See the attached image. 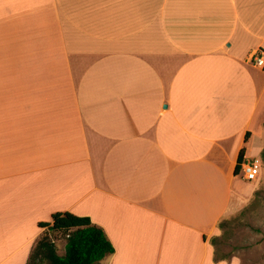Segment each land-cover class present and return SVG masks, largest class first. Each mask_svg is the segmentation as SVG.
<instances>
[{
    "label": "crops",
    "instance_id": "0c3cea01",
    "mask_svg": "<svg viewBox=\"0 0 264 264\" xmlns=\"http://www.w3.org/2000/svg\"><path fill=\"white\" fill-rule=\"evenodd\" d=\"M258 51L264 0H0V264L66 211L113 243L97 264H226Z\"/></svg>",
    "mask_w": 264,
    "mask_h": 264
},
{
    "label": "rangeland",
    "instance_id": "374dc122",
    "mask_svg": "<svg viewBox=\"0 0 264 264\" xmlns=\"http://www.w3.org/2000/svg\"><path fill=\"white\" fill-rule=\"evenodd\" d=\"M248 153L249 158H261L260 173L253 181L238 174L247 195L232 215L220 222L211 239L215 259L226 264H264V131L249 144ZM44 235L55 242L59 254L65 253L67 236L64 232L44 228L40 237ZM39 263L47 264L48 260Z\"/></svg>",
    "mask_w": 264,
    "mask_h": 264
},
{
    "label": "trees",
    "instance_id": "16d2710c",
    "mask_svg": "<svg viewBox=\"0 0 264 264\" xmlns=\"http://www.w3.org/2000/svg\"><path fill=\"white\" fill-rule=\"evenodd\" d=\"M245 154L244 147L238 156L236 175L240 173L242 163L246 159ZM40 226L64 232L67 236L66 250L64 254H59L55 242L44 235L32 250L28 264H40L44 259L48 260L47 264H97L108 254L115 252V247L105 230L92 222L88 216L68 211L55 212L51 222H41Z\"/></svg>",
    "mask_w": 264,
    "mask_h": 264
},
{
    "label": "built area",
    "instance_id": "2783aa9c",
    "mask_svg": "<svg viewBox=\"0 0 264 264\" xmlns=\"http://www.w3.org/2000/svg\"><path fill=\"white\" fill-rule=\"evenodd\" d=\"M251 60L254 62L255 65L263 67L264 51L256 52L252 56ZM261 166L262 160L259 157L245 159V161L242 163L240 175H243L249 181H253L258 177L261 170Z\"/></svg>",
    "mask_w": 264,
    "mask_h": 264
}]
</instances>
